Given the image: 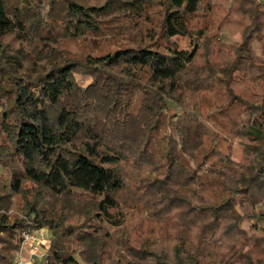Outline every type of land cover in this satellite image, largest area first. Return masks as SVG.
Segmentation results:
<instances>
[{
  "label": "trees",
  "instance_id": "trees-1",
  "mask_svg": "<svg viewBox=\"0 0 264 264\" xmlns=\"http://www.w3.org/2000/svg\"><path fill=\"white\" fill-rule=\"evenodd\" d=\"M244 1L245 42L222 48L190 27L204 0H0V166L9 172L0 187V264H13L24 233L45 227L53 238L43 264H80L77 255L85 264H264V107L236 124L247 151L237 163L236 149L211 133L221 120L202 117L186 98L192 86L264 73L252 44L264 56V0ZM57 5L64 22L47 19ZM155 7L160 31L147 20ZM131 33L137 41L113 54L76 59L57 47ZM186 37L187 49L168 45ZM192 186L212 193L208 208L181 196ZM156 187L204 211L210 233L131 248L120 232L124 206ZM14 195L25 198L19 217L5 206ZM80 204L84 222L69 225Z\"/></svg>",
  "mask_w": 264,
  "mask_h": 264
},
{
  "label": "rangeland",
  "instance_id": "rangeland-1",
  "mask_svg": "<svg viewBox=\"0 0 264 264\" xmlns=\"http://www.w3.org/2000/svg\"><path fill=\"white\" fill-rule=\"evenodd\" d=\"M148 1L152 4L160 0ZM240 3L239 7V3L236 0H204L201 11L191 20V29L194 31L202 30L205 38L210 43H217L222 48L240 47L245 42V27L241 23V18L244 16L242 11L245 1L242 0ZM162 18L163 14L160 7H155L150 9V16L147 20L152 23L153 27L158 29ZM47 19L64 22L67 19L66 9L61 5H57ZM158 31L160 30L158 29ZM136 37L131 33L128 38L121 40H114L108 37L109 39L106 41L91 36L78 41L60 39L57 47L65 56L84 59V57L89 55L113 54L123 47L131 46L133 42L137 41ZM192 42L193 39L191 37L176 38L171 39L168 45L173 49H187L191 47ZM252 44L256 56L264 58L256 46L258 45L256 39L252 40ZM211 54H213L211 56L212 59H217L219 56V54H214L213 51H211ZM227 60L228 58L225 56L217 60V62L222 66L227 63ZM78 80L85 85L88 83L89 78L79 77ZM192 87L186 94L190 104L189 108L194 109L195 112L204 118L213 115L214 119L218 118L221 120V123L214 126L215 130H211V133L214 131V139L220 142L221 147L228 148L229 145L234 147L236 150H234L232 156L237 163L241 162L243 154H247L246 148L243 146L246 142L244 135L239 132L240 127L236 126V124L240 123L242 125L244 120L259 112L256 109L264 107V73L253 78H244V76L238 74L231 79H225L224 82L215 81L214 84H209L206 87L202 85H199L198 88L196 86ZM245 104H248L252 110L245 109ZM138 107L139 105L136 104L135 108ZM229 113L231 116L224 119V116L227 117ZM221 124L224 125L222 129L219 128ZM211 145L212 143L209 142V147ZM153 178H155V175ZM8 183L9 172L0 166V187ZM31 187L29 183L25 185L26 190L31 189ZM182 192L184 194H181V196L187 198L193 205H197V202L203 204L207 199H212V193L203 192L201 188H193V186L190 189L187 187L186 193ZM141 195L142 198L136 204L128 203L124 206L126 226L120 232L129 239L128 244L131 248H140L147 243H155L160 248H170L174 234L195 238L200 233L202 236L210 233L212 220L207 217V214L202 210L191 208L186 202L176 201L174 190L161 191L156 187L147 194L143 188L141 189ZM28 197L32 199L31 194H28ZM235 199L236 202L239 201L238 198ZM206 203L203 204L204 208H208ZM25 204L24 196L14 195L9 198V203L5 204V206L11 215L19 217L23 214ZM79 208H81V204L72 213L71 220L68 222L69 225L78 226L84 222L85 217L78 213ZM252 224L253 221L243 220L241 229L253 233ZM108 229L112 234H116L117 230ZM41 230L45 233L43 242L27 241V234L38 233ZM27 234H23V241L20 250L14 255L13 264H18L20 261L22 264H43L53 238L52 232L45 227ZM119 251L112 250L111 254L118 256ZM249 255L255 259V256ZM76 257L80 264H85L79 255ZM244 259L242 258V260Z\"/></svg>",
  "mask_w": 264,
  "mask_h": 264
},
{
  "label": "built area",
  "instance_id": "built-area-1",
  "mask_svg": "<svg viewBox=\"0 0 264 264\" xmlns=\"http://www.w3.org/2000/svg\"><path fill=\"white\" fill-rule=\"evenodd\" d=\"M27 241H35V242H43L45 240V233L41 230L38 233H31L26 235ZM18 264H22V262H18Z\"/></svg>",
  "mask_w": 264,
  "mask_h": 264
}]
</instances>
